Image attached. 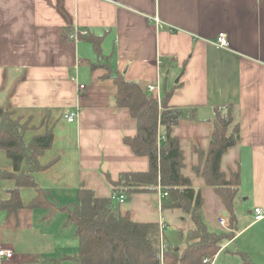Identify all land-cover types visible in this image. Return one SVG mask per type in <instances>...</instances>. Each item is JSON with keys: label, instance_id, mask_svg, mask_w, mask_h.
Returning a JSON list of instances; mask_svg holds the SVG:
<instances>
[{"label": "crops", "instance_id": "obj_1", "mask_svg": "<svg viewBox=\"0 0 264 264\" xmlns=\"http://www.w3.org/2000/svg\"><path fill=\"white\" fill-rule=\"evenodd\" d=\"M75 28L103 36L101 55L84 37H68ZM220 32L227 33L229 47L217 46ZM109 70L146 83L147 90L159 82L161 98L164 85L174 88L169 105L189 112L173 127L182 173L201 191L202 217L214 232L230 231L218 221L227 211L196 172L197 150L209 148L214 109L232 106L240 140L223 154L221 169L241 174L238 231L223 242L215 264H241L244 255L264 264V218L255 221L254 212H264V0H0V107L30 120L26 141L53 128L52 146L40 156L46 168L34 179L57 204L77 201L82 185L111 197L122 172L149 170V158L125 142L136 136L137 122L116 105ZM77 83L85 84L82 93ZM75 109L78 119L68 122L65 114ZM2 170L12 171L13 162L0 149ZM14 186L15 180L0 177V200ZM37 194L24 187V207L13 213L0 208V250L13 251L0 264H79L76 226L66 224L61 211L47 218L49 209L27 207ZM162 202L159 188L134 193L120 211L138 222L164 220L165 240L182 246L178 230L186 216Z\"/></svg>", "mask_w": 264, "mask_h": 264}, {"label": "trees", "instance_id": "obj_2", "mask_svg": "<svg viewBox=\"0 0 264 264\" xmlns=\"http://www.w3.org/2000/svg\"><path fill=\"white\" fill-rule=\"evenodd\" d=\"M103 36L89 33L84 39L90 41L101 55ZM117 87L116 105L129 109L137 122V134L126 137L125 142L134 153L147 156L150 167L145 172H122L113 181L115 193H134L158 189L169 192L162 208L179 209L189 214L193 226L187 231L178 230L183 245H173L165 240L161 254L160 225L134 221L129 213L122 214L119 202L111 197H98L92 189L80 186L75 202L57 204L52 194L38 186L34 173L46 168L40 156L52 146L53 128L25 140L31 128L30 120L15 116L9 108L0 107V149L13 162L12 171L0 172V177L15 180V186L8 190L9 198L0 200V208L9 213L24 207L21 189L32 187L37 190L27 207L47 208V218L56 211L66 214V224L76 226L79 251L75 259L79 264H211L225 240L232 239L238 231L236 199L241 185L239 171L229 175L221 169L223 154L240 140V127L234 124L231 105L216 107L214 130L207 151L198 149L200 162L195 167L206 183L221 196L228 213L230 231L214 232L202 217L203 197L189 177L182 173L184 155L173 127L188 115V111L169 105L174 88L164 85L160 101L149 93L144 82H132L120 72L109 70ZM232 130L230 131V127ZM164 128V137L159 138V128ZM26 162L27 167L22 164ZM188 232V233H187ZM187 233V234H186ZM241 264H255L246 255Z\"/></svg>", "mask_w": 264, "mask_h": 264}, {"label": "built area", "instance_id": "obj_3", "mask_svg": "<svg viewBox=\"0 0 264 264\" xmlns=\"http://www.w3.org/2000/svg\"><path fill=\"white\" fill-rule=\"evenodd\" d=\"M89 31L86 29H79L75 28L74 31H72L71 34L68 35V37L72 38L75 40V42H79L84 36L88 35ZM216 44L219 47L222 48H227L230 46L229 38L226 32H220L218 36L216 37ZM86 89L85 84L77 83V90L79 93H82ZM161 85L159 82L155 84H149L148 85V92L152 93L155 95L158 101L161 100ZM79 117V111L78 109L69 111L68 113L65 114V119L68 122H75ZM160 190L161 198L162 200L168 199L170 197L169 192L164 191L161 189V187H158ZM111 198L119 203H122L127 200V195L125 193H115L113 192ZM163 203V202H162ZM162 203L160 204V207H162ZM255 221H259L264 218V212L261 208H255ZM219 224L223 227L228 226V219L226 216H221L219 218ZM160 240H161V254L163 256V250H164V245H165V235H164V227H165V222L164 220L160 221ZM216 256L212 259L211 264H215V259ZM0 257H6V258H12L13 257V251L12 250H6V249H1L0 250Z\"/></svg>", "mask_w": 264, "mask_h": 264}, {"label": "rangeland", "instance_id": "obj_4", "mask_svg": "<svg viewBox=\"0 0 264 264\" xmlns=\"http://www.w3.org/2000/svg\"><path fill=\"white\" fill-rule=\"evenodd\" d=\"M31 126V125H30ZM183 212V211H182ZM183 215H185L186 216V219H185V223H186V225H184L183 226V229H185L186 231L189 229V228H191V226H190V222H191V218H190V216H189V214H186L185 212H183ZM187 220H189L190 222H188ZM188 233V232H187ZM186 233V234H187Z\"/></svg>", "mask_w": 264, "mask_h": 264}, {"label": "water", "instance_id": "obj_5", "mask_svg": "<svg viewBox=\"0 0 264 264\" xmlns=\"http://www.w3.org/2000/svg\"><path fill=\"white\" fill-rule=\"evenodd\" d=\"M225 215H226V216H228V213H227V212H225Z\"/></svg>", "mask_w": 264, "mask_h": 264}]
</instances>
